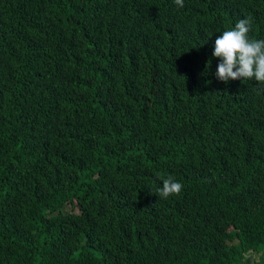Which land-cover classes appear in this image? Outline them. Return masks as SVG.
I'll return each instance as SVG.
<instances>
[{
	"label": "trees",
	"instance_id": "1",
	"mask_svg": "<svg viewBox=\"0 0 264 264\" xmlns=\"http://www.w3.org/2000/svg\"><path fill=\"white\" fill-rule=\"evenodd\" d=\"M184 3L0 0V264H264V0Z\"/></svg>",
	"mask_w": 264,
	"mask_h": 264
},
{
	"label": "clouds",
	"instance_id": "2",
	"mask_svg": "<svg viewBox=\"0 0 264 264\" xmlns=\"http://www.w3.org/2000/svg\"><path fill=\"white\" fill-rule=\"evenodd\" d=\"M174 3L178 8L185 6L184 0H174ZM251 31L252 19L245 17L216 38L213 56L219 64L215 76L226 84L234 80H255L264 90V39L252 38ZM183 188V183L169 175L162 180V187L156 189V195L163 200L179 197Z\"/></svg>",
	"mask_w": 264,
	"mask_h": 264
},
{
	"label": "rangeland",
	"instance_id": "3",
	"mask_svg": "<svg viewBox=\"0 0 264 264\" xmlns=\"http://www.w3.org/2000/svg\"><path fill=\"white\" fill-rule=\"evenodd\" d=\"M249 258H250V260L252 259V254H249V256H248Z\"/></svg>",
	"mask_w": 264,
	"mask_h": 264
}]
</instances>
